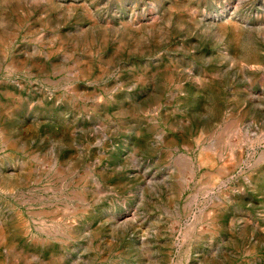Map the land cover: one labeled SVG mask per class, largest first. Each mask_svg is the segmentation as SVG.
Returning <instances> with one entry per match:
<instances>
[{
  "label": "rangeland",
  "instance_id": "obj_1",
  "mask_svg": "<svg viewBox=\"0 0 264 264\" xmlns=\"http://www.w3.org/2000/svg\"><path fill=\"white\" fill-rule=\"evenodd\" d=\"M0 264H264V0H0Z\"/></svg>",
  "mask_w": 264,
  "mask_h": 264
},
{
  "label": "bare ground",
  "instance_id": "obj_2",
  "mask_svg": "<svg viewBox=\"0 0 264 264\" xmlns=\"http://www.w3.org/2000/svg\"><path fill=\"white\" fill-rule=\"evenodd\" d=\"M6 46V45H5Z\"/></svg>",
  "mask_w": 264,
  "mask_h": 264
}]
</instances>
